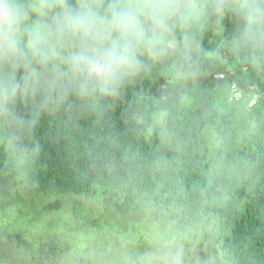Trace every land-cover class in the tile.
Returning a JSON list of instances; mask_svg holds the SVG:
<instances>
[{"label": "trees", "instance_id": "obj_1", "mask_svg": "<svg viewBox=\"0 0 264 264\" xmlns=\"http://www.w3.org/2000/svg\"><path fill=\"white\" fill-rule=\"evenodd\" d=\"M236 26L208 19L186 78L158 62L114 100L41 114L20 152L0 143V264H90L94 248L143 250L194 220L221 264H264V62L233 50ZM63 200L83 209L74 220Z\"/></svg>", "mask_w": 264, "mask_h": 264}, {"label": "clouds", "instance_id": "obj_2", "mask_svg": "<svg viewBox=\"0 0 264 264\" xmlns=\"http://www.w3.org/2000/svg\"><path fill=\"white\" fill-rule=\"evenodd\" d=\"M226 14L237 20L233 50L264 62V0H0V143L20 152L41 114L73 99L96 108L158 62L186 78L199 59V32L210 17ZM213 242V230L194 220L158 229L143 250L113 245L94 248L88 258L90 264H221Z\"/></svg>", "mask_w": 264, "mask_h": 264}, {"label": "rangeland", "instance_id": "obj_3", "mask_svg": "<svg viewBox=\"0 0 264 264\" xmlns=\"http://www.w3.org/2000/svg\"><path fill=\"white\" fill-rule=\"evenodd\" d=\"M65 201L63 200L61 205H63L59 210H58V215L60 218H68L69 220H74L75 219V213H74V210L76 208H74L73 204L74 205H78V204H81L84 211H85V214H88L89 216H92V218H94L95 216H98V207L92 202V201H89V200H86V201H83V199H78V200H75L73 201V204L72 202L69 204V205H65ZM93 209V212H90V209ZM83 209H76L77 210H83ZM83 214V215H85ZM57 217V214L54 215V218Z\"/></svg>", "mask_w": 264, "mask_h": 264}, {"label": "water", "instance_id": "obj_4", "mask_svg": "<svg viewBox=\"0 0 264 264\" xmlns=\"http://www.w3.org/2000/svg\"><path fill=\"white\" fill-rule=\"evenodd\" d=\"M264 96V95H263Z\"/></svg>", "mask_w": 264, "mask_h": 264}]
</instances>
